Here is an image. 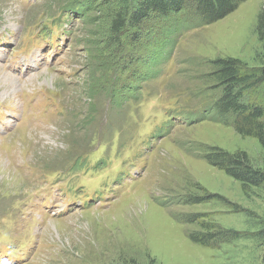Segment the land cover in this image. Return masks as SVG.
<instances>
[{
  "label": "rangeland",
  "instance_id": "obj_1",
  "mask_svg": "<svg viewBox=\"0 0 264 264\" xmlns=\"http://www.w3.org/2000/svg\"><path fill=\"white\" fill-rule=\"evenodd\" d=\"M67 1L0 0V29L12 32L8 42L0 44V83L2 71L19 83L14 91L11 83L0 85V114L5 112L0 116V236H23L24 230L36 237L30 259L3 262L264 264V241L259 236L264 226V191L242 190L238 181L209 162L211 148L217 147L244 152L264 169L263 148L254 136L238 134L232 123L209 119L191 124L187 120L193 121L197 114L174 115L194 111L207 100L209 96H201V91L210 84L201 74L211 71L213 60L233 57L247 67L262 64L256 24L264 0H244L216 22L180 29L169 42L165 22L150 16L140 39L146 46L144 59L154 57L147 67L152 76L143 79L139 74L146 85L143 97L126 100L117 108L96 93L90 98L86 91L85 49L76 43L84 33L79 22L64 23L65 32H58L53 44L42 38L26 55L14 56L23 47L17 43L19 37L23 33L32 37L25 28L37 21V15L43 10L47 16L55 15L58 5ZM108 5V0H98L91 16L94 23L101 22L98 14ZM45 93L58 97L63 114L44 102ZM255 97L251 94L253 100ZM40 101L45 103L43 107L38 106ZM109 119L115 130L104 126ZM166 119L175 124L167 136L154 141L153 148H144L148 161L124 174L122 181L102 185L96 201L87 200L83 192L67 197L57 188L52 192L40 188L50 187L52 183L47 182L53 171L65 169L84 151H97V156L90 153L86 159L93 166L101 156V148H94L97 143L104 144L103 148L115 142L136 147L139 127ZM121 160L122 156L114 161H120L119 165ZM117 165H96L90 171L111 176ZM33 195L35 203L30 202ZM204 196L200 203L189 202ZM20 211L39 221H33L32 227L5 229L3 215L16 219ZM193 214L203 215L199 221L209 220L240 235L207 245L195 243L189 235L199 227L187 218ZM21 250H26L24 245Z\"/></svg>",
  "mask_w": 264,
  "mask_h": 264
},
{
  "label": "trees",
  "instance_id": "obj_2",
  "mask_svg": "<svg viewBox=\"0 0 264 264\" xmlns=\"http://www.w3.org/2000/svg\"><path fill=\"white\" fill-rule=\"evenodd\" d=\"M243 2L244 0H108L110 5L104 13L98 14L102 19L100 17L101 22L96 24L91 16L98 6V0H69L61 6L58 5L55 15L47 16V11H41L37 15V21L25 28L32 37L29 38L23 33L18 42L27 46L25 51L38 44L42 38L53 44L59 36L58 32L64 33V23L69 25L71 21L79 22L84 33L76 43L85 49L88 77L86 91L90 98L96 93L109 106L117 108L126 100L136 101L143 97L146 85L140 81L139 74L143 79L152 76L147 67L150 60L151 65L154 63V57L144 59L146 46L140 39L143 24L150 16L165 22V38L169 42L168 38H172L180 29L216 22ZM60 19L65 21L60 23ZM10 34L11 31L2 29L0 44L7 43ZM256 34L263 51V62L260 66L247 67L243 61L233 57L213 60L211 71L201 74V79L210 84L201 91V96H209L207 100L201 102L202 106L194 111L175 112L174 115L180 118L183 113L197 114L193 121L187 120L191 124L209 119L221 124L232 123L238 134L254 136L264 150V6L257 15ZM251 94L258 98L253 100ZM50 96L60 105L57 96ZM104 122V126L115 130L112 119ZM174 124V121L166 119L155 122L152 126L139 127L137 134L141 135L136 147L126 142H115L110 147L103 148L104 144L97 143L94 148H101V156L95 160L93 166L87 165L86 159H90V153L97 156V151H84L74 156L65 169L53 171V183L49 189L57 187L67 197L83 192L87 200L93 201L99 188L106 182H120L124 179V174L131 173V169L137 168L138 164L146 163L149 153L144 148H153L154 141L167 136ZM209 154V162L238 181L242 190L254 188L264 191V169L254 165L246 153L228 152L214 147ZM121 156L124 160L117 165L120 161L114 160ZM114 164L117 165L113 170V175L117 176L115 178L90 171L96 165L112 167ZM87 182L90 184L86 185ZM205 199L206 196L192 197L189 202L200 203ZM187 218L199 227L189 238L201 245L240 235L237 231L222 229L209 220L199 221V218H203L200 214L189 215ZM259 236L264 241V226Z\"/></svg>",
  "mask_w": 264,
  "mask_h": 264
},
{
  "label": "bare ground",
  "instance_id": "obj_3",
  "mask_svg": "<svg viewBox=\"0 0 264 264\" xmlns=\"http://www.w3.org/2000/svg\"><path fill=\"white\" fill-rule=\"evenodd\" d=\"M2 75H3V81L0 83V85L2 86V87H6L8 84H12V90L14 91L15 89H16V87H17V85L19 84L18 82H17V79H15V78H13L12 76H9V75H7V74H5V72H3L2 71ZM5 92V91H4ZM24 92V91H23ZM4 94V93H3ZM13 95V94H12ZM2 103V102H1ZM0 103V104H1ZM8 103H6L5 105H6V107H12V105H10V104H8ZM46 119V118H45ZM44 119V120H45ZM36 125V124H35Z\"/></svg>",
  "mask_w": 264,
  "mask_h": 264
}]
</instances>
